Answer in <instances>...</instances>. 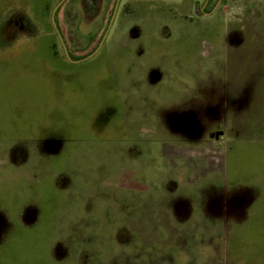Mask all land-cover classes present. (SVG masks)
<instances>
[{
    "label": "rangeland",
    "instance_id": "rangeland-1",
    "mask_svg": "<svg viewBox=\"0 0 264 264\" xmlns=\"http://www.w3.org/2000/svg\"><path fill=\"white\" fill-rule=\"evenodd\" d=\"M252 1L0 0V264H264V231L137 214L169 192L177 159L264 160L257 144L220 150L202 125L218 105L200 81Z\"/></svg>",
    "mask_w": 264,
    "mask_h": 264
},
{
    "label": "crops",
    "instance_id": "crops-1",
    "mask_svg": "<svg viewBox=\"0 0 264 264\" xmlns=\"http://www.w3.org/2000/svg\"><path fill=\"white\" fill-rule=\"evenodd\" d=\"M252 4L249 14L241 15L244 31L239 33L236 26L232 27V39L224 31L226 46L219 47L216 53L218 75L211 72L207 81H200L203 88H217L211 102L218 105V117L209 123L202 120V125L213 130L208 128L207 133L224 139L218 144L224 152L248 149L234 148L233 144L264 146V0H253ZM205 54L209 56L208 51ZM178 101L179 98L171 104ZM209 110L206 107L203 111H207L208 119L214 118L208 117ZM174 113L177 110L172 115L175 127L192 134L191 128L196 124L190 114L185 116L187 126H179V117ZM197 155L176 160L175 170L165 181L170 184L166 187L169 192L152 194L148 209L140 207L137 212L138 224L175 231H264V160L229 161L225 154L222 160L210 163ZM231 166L236 167L234 173L229 172ZM210 167L204 174L203 169ZM244 167L253 169L242 170ZM252 178V183L259 186L256 190L245 183ZM191 260L188 255H174L171 261Z\"/></svg>",
    "mask_w": 264,
    "mask_h": 264
}]
</instances>
